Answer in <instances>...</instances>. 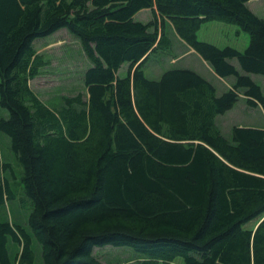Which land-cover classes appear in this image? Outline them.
Returning <instances> with one entry per match:
<instances>
[{
    "label": "trees",
    "instance_id": "1",
    "mask_svg": "<svg viewBox=\"0 0 264 264\" xmlns=\"http://www.w3.org/2000/svg\"><path fill=\"white\" fill-rule=\"evenodd\" d=\"M251 0H0V135L23 168L30 231L0 221V264H105L95 248L130 247L132 264H264V129L232 130L216 118L243 94L264 111V19ZM153 10L156 20L136 15ZM221 78L222 95L198 72L174 68L159 80L144 71L154 53L172 49L158 19ZM218 20L250 35L244 52L198 39ZM67 29L91 62L87 98L46 106L30 81L42 65L35 42ZM239 33V32H238ZM236 60L240 70L232 63ZM129 75L119 77L124 64ZM0 158V207L16 195ZM260 219L255 228L246 225Z\"/></svg>",
    "mask_w": 264,
    "mask_h": 264
},
{
    "label": "rangeland",
    "instance_id": "2",
    "mask_svg": "<svg viewBox=\"0 0 264 264\" xmlns=\"http://www.w3.org/2000/svg\"><path fill=\"white\" fill-rule=\"evenodd\" d=\"M248 7L259 18L264 19V0H251ZM156 19L153 10H143L136 15L137 21L146 24ZM157 23L160 29H165V34L171 39L173 47L171 50H161L151 56L144 67L145 74L150 80H159L162 74L170 69L185 68L198 72L212 83L218 95L231 89L235 82L233 77H219L196 52L188 53L189 49L178 38L169 21L159 18ZM198 39L219 48L232 47L240 52H244L250 44L249 34L243 32L237 25L218 20L205 22L198 32ZM35 49L40 56L42 65L39 74L30 81V88L46 106L54 109L60 108L64 104L65 98L76 97L79 94L84 100L87 98L84 75L87 68L91 66V62L84 53L79 40L67 29H62L49 37L37 40ZM232 63L240 70L236 60H233ZM129 72L130 65L126 63L118 75L126 77ZM250 76L262 88L264 94V76L255 74ZM7 116V111L0 108V118ZM216 124L222 134L231 140L232 130L236 126L264 129V111L260 106H249L247 99L242 94L230 111L216 118ZM0 158L4 164H8L10 167L7 172H2L1 178L9 181L16 195L15 200L7 201L3 207H0V221H9L20 225L30 233L28 220L32 206L26 198L22 183L23 168L18 163L11 149V140L6 134L0 135ZM259 222L260 219H256L246 227L255 228ZM32 248L34 264H43L42 248L35 237L32 240ZM8 249L12 261L21 264L22 247L10 239ZM95 255L105 264H132L141 258V255L130 247L95 248ZM171 264H182V259L179 258Z\"/></svg>",
    "mask_w": 264,
    "mask_h": 264
},
{
    "label": "crops",
    "instance_id": "3",
    "mask_svg": "<svg viewBox=\"0 0 264 264\" xmlns=\"http://www.w3.org/2000/svg\"><path fill=\"white\" fill-rule=\"evenodd\" d=\"M145 11H149V10H145ZM136 18V17H135ZM179 38V37H178ZM170 39V38H169ZM180 39V38H179ZM171 40V39H170ZM181 40V39H180ZM182 41V40H181ZM172 42V41H171ZM183 42V41H182ZM184 43V42H183ZM185 44V43H184ZM186 45V44H185ZM187 46V45H186ZM172 47H173V43H172ZM187 48L189 49L188 53L189 52H195L194 50H192L189 46H187ZM209 65V64H208ZM259 108V107H257Z\"/></svg>",
    "mask_w": 264,
    "mask_h": 264
}]
</instances>
